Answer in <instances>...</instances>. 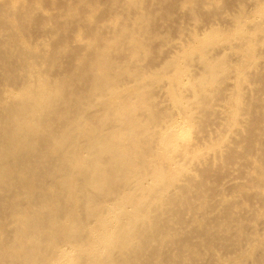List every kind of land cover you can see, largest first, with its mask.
Masks as SVG:
<instances>
[{
    "label": "bare ground",
    "instance_id": "bare-ground-1",
    "mask_svg": "<svg viewBox=\"0 0 264 264\" xmlns=\"http://www.w3.org/2000/svg\"><path fill=\"white\" fill-rule=\"evenodd\" d=\"M0 264H264V0H0Z\"/></svg>",
    "mask_w": 264,
    "mask_h": 264
}]
</instances>
